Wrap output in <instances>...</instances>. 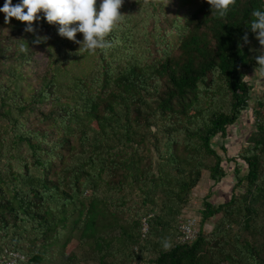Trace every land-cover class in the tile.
<instances>
[{"label":"trees","instance_id":"1","mask_svg":"<svg viewBox=\"0 0 264 264\" xmlns=\"http://www.w3.org/2000/svg\"><path fill=\"white\" fill-rule=\"evenodd\" d=\"M179 1L185 12L164 19L161 0L121 7L106 37L113 47L94 54L58 25L37 20L25 32L27 22L0 12V255L25 254L17 264H264V95L251 106L249 81L261 47L249 25L264 0H236L224 17L208 0ZM37 35L49 39L35 44ZM89 56V70L70 71ZM250 108L255 132L226 158L235 162L230 198L205 196L199 235L177 242L203 172L215 184L227 175L214 139Z\"/></svg>","mask_w":264,"mask_h":264},{"label":"clouds","instance_id":"2","mask_svg":"<svg viewBox=\"0 0 264 264\" xmlns=\"http://www.w3.org/2000/svg\"><path fill=\"white\" fill-rule=\"evenodd\" d=\"M124 0H101L97 9V0H20L13 4V0H5L0 12L5 14V22L10 23L12 18L20 22H27L25 32H36L33 26L37 20H46L50 25H58V34L79 45L78 51L94 54L97 49L107 50L113 47V43L106 37L114 30L119 22L124 19L120 12ZM212 14L220 17L227 15L236 0H208ZM168 4V3H167ZM42 13L43 15H40ZM254 19L250 23V29L259 41V55L255 57L259 72L264 73V11H253ZM77 33L83 34V40L77 39ZM48 36L37 35L33 41L35 44L47 42ZM243 42L250 43L245 32ZM242 47V45H241ZM23 51L27 48L21 46ZM163 247L168 249L170 244L163 242Z\"/></svg>","mask_w":264,"mask_h":264},{"label":"rangeland","instance_id":"3","mask_svg":"<svg viewBox=\"0 0 264 264\" xmlns=\"http://www.w3.org/2000/svg\"><path fill=\"white\" fill-rule=\"evenodd\" d=\"M200 1L201 0H191L188 6L190 8H195ZM132 2L133 0H124L122 8L126 9L131 5ZM132 5L130 7H132ZM161 5L162 6L160 7V9L156 11V13L158 14V16L161 17V19H164L166 15L172 16L175 13L181 15L185 12V7H186V6H182L179 0H161ZM35 58L36 60H38L39 65L41 67L46 65L47 57L46 54L44 53L43 48L40 47L37 49ZM93 58H94L93 56H89L87 58L82 59L81 61L71 66L70 71L72 73L80 74L86 70H89L90 67L93 65L94 62ZM249 81L253 84L255 89L253 99L251 100V106H256L255 105L256 97L260 96L261 92L260 89H257V86H255L254 83L252 82V75H250ZM252 111H253L252 108L244 111L241 117L234 125V127L232 125L229 127L228 131L230 135L231 134L233 135L232 137H228V138L226 137L227 138L226 139L217 136L214 139V146L224 157L223 163L226 168L227 175L220 181V183L214 184V181L210 178L209 171L205 170L203 172L200 182L194 188L191 194L190 201L187 204L186 208L184 209L182 217L194 216L200 222L199 211L203 207L205 196L209 194H211V200L215 203L220 201H225L230 198L236 179L233 173L234 162L230 160L228 162V159L226 158L227 156L229 157L231 156L228 154L237 156L238 153L240 152V149L247 145V140L249 136L255 132V117H254V113H253V117H251ZM222 144H224L227 148L226 153L221 149ZM218 217L219 216L212 218L205 225V229L207 231L212 230L214 223L216 222Z\"/></svg>","mask_w":264,"mask_h":264},{"label":"built area","instance_id":"4","mask_svg":"<svg viewBox=\"0 0 264 264\" xmlns=\"http://www.w3.org/2000/svg\"><path fill=\"white\" fill-rule=\"evenodd\" d=\"M264 95V93H263ZM149 225L143 220L142 233L145 235L148 232ZM180 233L176 238L177 242L193 241L199 235V221L194 216L181 217L179 222ZM26 259L25 254L19 251L6 250L3 255H0V264H17L19 261Z\"/></svg>","mask_w":264,"mask_h":264},{"label":"crops","instance_id":"5","mask_svg":"<svg viewBox=\"0 0 264 264\" xmlns=\"http://www.w3.org/2000/svg\"><path fill=\"white\" fill-rule=\"evenodd\" d=\"M251 75H252V82L254 83V85L255 86H257V89H260V92L263 94L264 93V78H263V76H262V74H260L259 72H257V71H254V72H252L251 73ZM251 117H253V111L251 112ZM236 124V123H235ZM235 124H233L232 126L234 127V125ZM233 135L231 134H229V131H228V135H227V138L228 137H232ZM226 138V139H227ZM231 139V138H230ZM223 145V144H222ZM241 150V149H240ZM228 155H231L230 157L229 156H227V158H234L235 157V155H232V154H228ZM239 162V161H238ZM239 164H241V163H239ZM234 167H235V162H234ZM234 167H233V173H234ZM220 183V182H219ZM215 184V183H214ZM218 184V183H217ZM211 195V194H210ZM210 199H211V197H210Z\"/></svg>","mask_w":264,"mask_h":264}]
</instances>
